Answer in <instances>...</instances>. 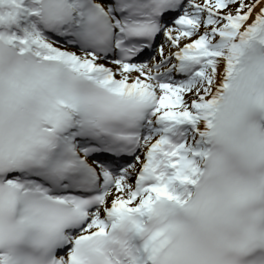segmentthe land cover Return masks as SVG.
I'll return each instance as SVG.
<instances>
[{"label": "snow or ice", "instance_id": "snow-or-ice-1", "mask_svg": "<svg viewBox=\"0 0 264 264\" xmlns=\"http://www.w3.org/2000/svg\"><path fill=\"white\" fill-rule=\"evenodd\" d=\"M0 264H264V0H0Z\"/></svg>", "mask_w": 264, "mask_h": 264}, {"label": "bare ground", "instance_id": "bare-ground-1", "mask_svg": "<svg viewBox=\"0 0 264 264\" xmlns=\"http://www.w3.org/2000/svg\"><path fill=\"white\" fill-rule=\"evenodd\" d=\"M106 64V66L111 67L112 65L109 62H104Z\"/></svg>", "mask_w": 264, "mask_h": 264}]
</instances>
